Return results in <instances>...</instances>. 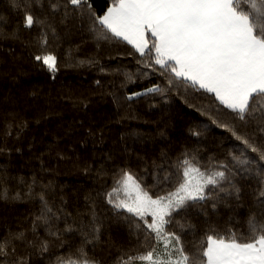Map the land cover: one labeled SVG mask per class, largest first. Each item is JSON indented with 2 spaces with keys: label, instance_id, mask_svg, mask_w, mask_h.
Masks as SVG:
<instances>
[{
  "label": "snow or ice",
  "instance_id": "1",
  "mask_svg": "<svg viewBox=\"0 0 264 264\" xmlns=\"http://www.w3.org/2000/svg\"><path fill=\"white\" fill-rule=\"evenodd\" d=\"M97 3L9 0L17 22L6 31L9 21L0 14V44H19L55 79L62 67L99 65L94 58L69 65L71 48L58 53L74 36L97 49L126 43L138 67L116 69L121 88L149 84L102 95L118 108L144 97H180L239 147L223 158L188 148L175 159L161 153L144 174L126 166L101 170L100 190L75 212L51 184L0 169V202L37 208L25 227L0 235V264H35L34 256L53 249H63L54 264H103L96 250L105 244L116 249L111 264H264V0H108L102 10ZM95 84L104 87L100 79ZM67 99L80 109L90 103ZM28 126L26 116L8 113L2 135L19 138ZM205 130L193 126L188 136L199 140ZM9 150L0 143V152ZM225 209L223 219H213ZM113 224L128 229L127 244L110 242Z\"/></svg>",
  "mask_w": 264,
  "mask_h": 264
},
{
  "label": "trees",
  "instance_id": "2",
  "mask_svg": "<svg viewBox=\"0 0 264 264\" xmlns=\"http://www.w3.org/2000/svg\"><path fill=\"white\" fill-rule=\"evenodd\" d=\"M107 2L98 0L96 6L102 10ZM0 14L8 19L5 30L10 31L17 18L9 0H0ZM25 37L30 38L28 33ZM82 39L74 36L58 53L64 54L71 48L69 65L89 58L98 60L99 65L62 67L55 79L38 68L29 52L19 44H0V143L10 149L0 152V169L29 180L35 175L41 183L51 184L68 202V210L75 212L84 211L86 197L95 196L100 190L104 181L97 180V173L101 170L126 166L144 174L145 165L151 166L152 161H158L161 153H168L175 159L185 148L199 149V155L206 159L210 156L223 158L229 151L238 149V141L180 97L172 96L167 102L160 97H144L130 102V106L126 103L118 108L110 95L101 93L114 91L123 95L140 91L149 84L145 80L127 88L120 86L124 77L116 69L135 72L138 67L134 57L127 55L132 51L131 46L112 43L97 49L93 41L82 42ZM99 66L107 67L110 74L101 73ZM96 79L103 82V89L97 88ZM68 96L86 97L90 101L88 108L74 107ZM11 112L26 116L29 126L19 138L5 139L2 135L4 117ZM193 126L206 129L199 140L188 136ZM89 130L93 135H89ZM14 148L20 151H11ZM85 166L89 169L87 172ZM146 182L152 183V180L149 178ZM36 211L33 204L0 202V235L25 227ZM226 213L225 209L221 217L213 219H223ZM108 232L110 242L115 241L117 245L127 244L130 239L123 225L113 224ZM60 252L63 249H53L32 259L35 264H54ZM96 255L103 264H111L116 249L105 244L96 250Z\"/></svg>",
  "mask_w": 264,
  "mask_h": 264
}]
</instances>
